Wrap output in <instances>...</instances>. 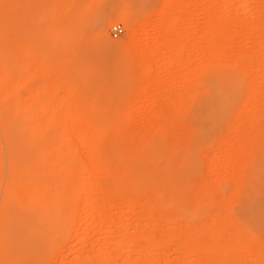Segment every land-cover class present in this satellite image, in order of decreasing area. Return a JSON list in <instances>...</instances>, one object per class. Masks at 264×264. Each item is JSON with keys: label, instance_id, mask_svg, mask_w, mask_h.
Wrapping results in <instances>:
<instances>
[{"label": "rangeland", "instance_id": "1", "mask_svg": "<svg viewBox=\"0 0 264 264\" xmlns=\"http://www.w3.org/2000/svg\"><path fill=\"white\" fill-rule=\"evenodd\" d=\"M57 1L22 0L24 3H21V0H0V13L5 16L1 22L4 32L0 40L1 139L4 137L12 142L27 144L29 156L37 160L65 156L78 162L90 156L106 158L115 154L111 148L97 151L94 145L84 144L94 138L108 143L117 141L106 127L130 129L139 126L141 130L149 126L147 133L143 128L140 133L148 138V153L139 152L130 156V152H121V156H130L140 173L148 172L140 164L146 153L155 158L147 163L142 162L147 169L148 165L159 169L165 158L180 160L178 170L181 176L174 178V182L188 195L191 230L204 221V238L210 240V245L218 239L213 235L217 230L222 231V241L225 242L232 240L228 235H232L233 230L234 238L235 233L238 236L241 232L243 235L236 238V257H224L222 262L264 264V66L258 63L249 73H243L239 67L240 58L245 54L264 55V19L249 17L243 19L251 21L244 27H223L221 62L210 65L198 85H191L190 77L189 81L185 80L188 74L183 79L185 84L181 81L177 83L179 87L175 83V88L167 89L169 98L164 100L165 112L155 118L158 114L156 111L163 105L162 95L165 92L162 88L153 92L150 87L141 85L144 69L128 47V42L135 36L138 22L150 18L155 21L162 11L175 9L179 0H75L70 6ZM245 1L235 0L227 10L242 13V9H246L243 5L247 3ZM183 3L187 12L185 25L203 29L206 21L201 12L204 10L201 0H183ZM218 5L216 10L222 2ZM126 11L129 13L128 23L115 22L105 29L102 27L107 17ZM117 25L122 26L124 35L114 39L111 28ZM25 30L27 35L33 32L41 34L43 39L36 37L33 43L35 48L23 59L22 52L25 53L26 49L24 41L26 38L29 40L27 35L24 40ZM29 31L33 32L28 34ZM137 36H140L139 33ZM195 38L191 43L196 39H200V42L203 40L200 35ZM194 68L191 63L189 70ZM160 71L166 90L167 86L170 88L173 78L169 73ZM178 88L184 89V92L176 95ZM70 89L73 91L70 92ZM62 108L65 113L60 112ZM69 114H73V119L77 120H73ZM82 122H88L84 123L90 127L87 133L68 131L60 136H52L46 131V127H78ZM161 122L174 126L177 132L160 127ZM2 125L7 126L3 132ZM71 141L76 144L72 151H62L56 147ZM3 150L6 158L0 157V168L4 165L6 168L1 169L0 173V211L8 175L7 154L5 148ZM201 188L204 189L203 193H200ZM138 229L134 227L130 232H140L141 229ZM95 242H92L93 248L89 252L87 248L90 245L86 247L83 244L82 247L73 240L26 243L39 246L22 253L15 250L13 257L0 258V264H73L74 261L76 264L80 262L79 258H82L81 264H126V261L129 264L132 260L131 264H146V261L147 264H179L183 260L184 264H202L205 259L210 262V245L206 241L209 258L193 252L191 248L187 259V254L176 249L178 247L174 242L171 248L169 244L167 246L170 251L166 248L155 249L151 243L149 248V242L144 243V247L138 242L122 245V242L104 241L101 244L97 241L96 244L102 245V249L109 248L104 250L108 253L109 263L106 262V253L99 251L103 254L101 259L93 251L99 247L93 246ZM77 247L83 252L79 258L76 255L81 252L76 253L79 251ZM143 247L147 249L143 254L147 258L140 255L139 248ZM114 248L120 251L126 249L122 251L123 255L118 250L122 255L120 257ZM128 248H132L131 252H126ZM133 248L139 250V254L132 253ZM176 250L179 253L174 255ZM151 251L152 255L155 253L153 257ZM163 251L168 254L164 255ZM90 253L93 258H84ZM92 253L97 254L98 258ZM127 255L132 258L129 259ZM138 255L143 260L138 261Z\"/></svg>", "mask_w": 264, "mask_h": 264}, {"label": "bare ground", "instance_id": "2", "mask_svg": "<svg viewBox=\"0 0 264 264\" xmlns=\"http://www.w3.org/2000/svg\"><path fill=\"white\" fill-rule=\"evenodd\" d=\"M234 1L235 0H201L204 7V10L201 12L206 21V25L203 29L196 26L185 25L187 12L183 0L177 2V7L175 9L172 8L166 12L162 11L161 17L158 15L159 18H155V21L150 18L149 20H142L135 25V36L130 38L128 47L134 52L139 65L141 64V68L144 69L141 85L145 88L150 87L153 92L161 88L163 92H165V94L162 95L163 105L160 106L158 112L156 111L158 114L154 116L155 118L165 112L166 105L164 104V100H166V97L169 98V90L167 89H171L172 87L175 88V86H173L175 83L176 86L177 83L183 82L185 84L183 79L188 74L189 76L185 78V80L187 79L189 81L190 77L191 85L196 86L198 85L199 79L207 72L210 65L213 63L218 64V61L221 62L223 27L230 29L234 27H244L251 21L243 19L249 17L264 19V0H246L245 2L247 3L243 4L246 6H244L246 9H242V13H239V11L237 13L227 10L228 7H232ZM74 2L75 0L57 1V3L69 6ZM208 2L210 4L206 6ZM221 2L222 5H220L219 8L223 9L221 8L222 6L224 9L220 10L218 8L216 10L219 6L218 4ZM21 3L24 2L21 0ZM128 14L129 13L126 11V13H120L118 16L107 17L102 27L105 29L115 22L128 23L126 21ZM4 17L5 16H2L0 13V40L4 32L1 26V22L3 23L2 18ZM31 32L33 31H29L28 34ZM25 33L26 30L24 31V34ZM137 33H139V37ZM26 35L27 33L25 34L24 40L27 36L29 40L28 38H26L25 41L23 40L26 48L25 53H23L24 51L22 52L24 58L21 54L23 59L27 58V56L31 54L30 52L35 48L33 43L36 37L40 36L41 39H43V36L36 32H33L31 35ZM197 35H200L203 39H201V42L199 41L200 39H196ZM193 38L199 42L194 40L195 42L192 41L191 43ZM191 63L195 67L192 71L189 70ZM258 63L264 66V55L254 53L245 54L240 58L239 67L243 73H249V71H253V67L258 66ZM160 70L165 73L167 72V74L169 73L173 78V81H171L169 85L170 88L167 86L166 90L163 88L164 82L161 81L160 77L162 72ZM181 86L183 87V85ZM178 89L179 91L176 95L184 92V89ZM72 91L70 89V92ZM212 91L214 90L212 89ZM159 103L161 104V102ZM61 111L64 112L63 108L60 112ZM69 115L70 117L73 116V114L72 116L71 114ZM82 123L78 127L73 126L63 129L46 127V131L52 136H60L61 133H67L68 131H81L87 133L90 130V127L87 125L88 122ZM159 126L165 129L170 128L175 130L174 126L166 122L163 124L161 122ZM138 127H129L130 129H108L109 126L106 127L108 132L116 136L117 141L108 143L107 141L104 142L98 138H94L88 142H84V144L89 143L90 145H94L97 151L111 148L110 150L115 154L106 158L90 156L89 159L78 162L75 159L66 158L65 156L37 160L29 156L30 153L27 149V144L9 141L3 137V134V140L0 137V157L5 156L3 155V149L5 148L8 160V172L6 171L8 175L6 176V187L0 211V258L13 257L15 250H17L18 253H22L29 249L35 250L37 246H39L36 244L28 245L26 243L61 242L66 240H73L75 243L78 242L82 247L83 244L86 247L90 245V247L87 248L88 252L93 248L91 245L92 242L95 241H100L101 244H104V241H114V243L122 242V245L126 244V242L127 244H130L129 242H131V244L133 242H138L139 245L149 242L148 244L151 243L155 249L166 248L169 250L174 242L178 247L174 248L178 249L183 254H187L185 257L186 259L190 255L191 248H193V252H198L202 256L206 255L208 258L210 256V262H207L208 260L205 259L202 264H206V262L207 264H227L223 263L224 257H236L238 249L236 238L240 236L241 232L238 236L237 233H235L234 238V230L232 231L233 233L230 231L232 235H228V237L231 236L232 240H230L229 237L230 241L225 242L222 241L224 240L222 231L217 230L213 235L214 238L218 239L215 240V243L211 240L213 244L210 245V240L204 238V236H206L204 221L200 226H195V228L191 230L188 195L182 188L176 186L174 182V178H177L178 175L181 176L178 170L180 160L177 161L171 158H165L159 169H153L149 165L147 169L145 163L155 158L147 154L148 150H146V143L148 138L141 136L140 133L142 128L147 133L150 127L141 126V130H139ZM4 128L6 129L7 126L2 127V132ZM54 146L55 145L52 147ZM75 146L76 144L74 141H71V143L67 145L64 143L56 145V147L60 148L62 151H72ZM81 146L84 145L81 144ZM121 152H130V156L139 154V152H147L146 155L143 156V160L140 161V164L145 167L148 172H142L143 174L138 172L137 166L131 161L130 156H121ZM0 166H2V160ZM4 166L3 168H6V166ZM3 168L1 167L0 170ZM0 173H2V170ZM203 190L204 189H202L200 193H203ZM94 195L99 198H95L96 196L94 197ZM132 227L141 230L140 232L135 230V233L130 232V229H133ZM169 241L171 244L168 243ZM205 241L210 245L208 246V248L210 247L209 256L207 255ZM88 242L91 243L88 244ZM96 242L93 243V246H99ZM138 244L135 245L138 247ZM151 244L148 246L149 248L152 246ZM104 246L105 245H103V248ZM127 246L134 247L131 245ZM167 246L170 248H167ZM101 247L102 245L97 247L98 250L93 249L100 258L101 255L106 253L104 252L106 248L102 249ZM144 247H146L145 244ZM144 247L143 249L139 248L141 252L138 250L140 255L142 254V258L144 256L143 254L147 252V249L145 248V250ZM79 248L77 247V249ZM129 248L126 252L132 249ZM125 249L122 248L120 251L118 248L119 252H124ZM114 250L118 252L117 248H114ZM178 250H176L177 252L175 251V254H172H178ZM99 251L103 254H100ZM138 251L134 250L132 253L139 254ZM78 252H81V254H78ZM123 252L121 253L122 255L124 254ZM76 253L78 254L76 255L77 258L83 255L80 249ZM97 254L93 255L98 258ZM107 254L108 253H106L105 258H107ZM121 254L118 256L122 257ZM163 254L165 255L168 253L165 252ZM55 255H57V252ZM114 255L116 256L117 254L115 253ZM150 255H152V251ZM154 255L155 253L152 257ZM58 256L55 257L57 258ZM118 256L116 257L119 258ZM91 257V253L90 255L87 254L84 256L86 259ZM144 257L147 258L146 255ZM123 258L125 257L123 256ZM130 258H132V256L129 257V259ZM137 258L138 261L143 260L140 256ZM176 258L177 257L174 259L173 257L172 259L177 260ZM181 258L185 259L183 257ZM81 259L79 258L78 260L81 262ZM108 259L109 258H107L106 262H108ZM153 259L152 261L155 263L156 261ZM158 259L160 258H157V260ZM182 259L180 261H182ZM174 260L170 262H174ZM132 261H129V264H131ZM183 261L180 263L184 264ZM75 262L76 261H74L73 264H75ZM80 262L77 261L76 264ZM125 263L127 264V261Z\"/></svg>", "mask_w": 264, "mask_h": 264}, {"label": "built area", "instance_id": "3", "mask_svg": "<svg viewBox=\"0 0 264 264\" xmlns=\"http://www.w3.org/2000/svg\"><path fill=\"white\" fill-rule=\"evenodd\" d=\"M111 35H112V38L118 39L122 37V35H124V29L120 25L114 26L111 29Z\"/></svg>", "mask_w": 264, "mask_h": 264}]
</instances>
